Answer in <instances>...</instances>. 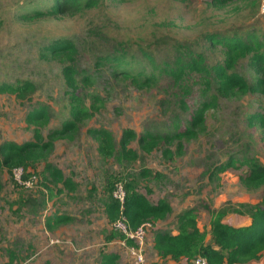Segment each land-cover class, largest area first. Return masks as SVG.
I'll list each match as a JSON object with an SVG mask.
<instances>
[{
  "label": "rangeland",
  "instance_id": "374dc122",
  "mask_svg": "<svg viewBox=\"0 0 264 264\" xmlns=\"http://www.w3.org/2000/svg\"><path fill=\"white\" fill-rule=\"evenodd\" d=\"M98 1V7L77 15L27 22L22 16L34 10H49L52 0H0V83L31 80L38 86L36 94L27 101L15 95H0V145L6 141L23 144L33 139L35 127L29 125L27 117L40 104L51 107L50 123L42 131L46 140L70 118L62 75L64 61L42 56L46 46L55 40L72 39L77 44L79 76H90L93 83L81 96L88 107L92 106L93 96H99L104 104L96 116L81 124L74 141L56 142L49 158L75 181V192H65L51 201L41 185L43 163L33 170V188L19 185L20 172L15 177L3 172L0 264L12 260L13 264H99L101 250L121 252L120 264H125L129 258L122 252L121 242L105 241L112 228L104 200L115 177L137 180L140 193L152 203L165 199L171 204V215L154 226L148 239L156 230L177 234V216L196 208L199 227L209 241L210 215L206 207L225 212L229 224L241 217L245 226L246 218L242 216L248 215L242 205L255 206L262 200L264 185L249 190L241 184L245 168L222 174L217 171L231 156L247 155L264 164V129L252 122L264 112L262 95L219 96L217 108L208 114L206 130L198 139L186 142L181 153L175 143L147 154L134 141L131 149L138 155L136 161L119 164L99 155V141L88 131L107 129L119 141L125 129H133L138 136L171 133L176 126L181 129L189 113L205 100L200 85L187 99L190 109L186 112L179 102L181 92L172 86L169 77H161L151 88L138 89L121 77H113L108 64L97 67L98 57L113 53L115 45H123L138 65L135 71L141 64L148 65L146 55L160 67L174 59V45L181 41L196 44L197 49L202 45L211 63H218L223 59L221 48L213 49L204 36L254 35L264 42V0H228L224 4L214 0ZM241 70L255 83L246 62ZM166 149L172 151L171 158L164 156ZM144 169L152 172V178L158 173L161 179L142 180L140 172ZM34 203L42 207L38 213L33 210ZM56 211L71 216L73 221L51 232L45 221ZM151 255L152 251L149 258Z\"/></svg>",
  "mask_w": 264,
  "mask_h": 264
},
{
  "label": "trees",
  "instance_id": "16d2710c",
  "mask_svg": "<svg viewBox=\"0 0 264 264\" xmlns=\"http://www.w3.org/2000/svg\"><path fill=\"white\" fill-rule=\"evenodd\" d=\"M228 0H214L217 4H224ZM99 6L98 0H52L49 10H34L22 16L27 22H37L45 18H60L65 15H77L85 10ZM0 23V28H1ZM209 45L216 49L221 48L222 61L211 63L204 47H198L190 42L177 41L175 43L174 59L156 66L155 61L149 56L148 65L141 64L140 69L134 64V58L129 55L123 45H115V51L96 63L97 67L108 64L111 74L115 78L130 82L138 89L151 88L159 83V79L167 76L173 82L182 98L179 102L184 111H189L187 99L193 94L194 87L200 85L205 100L189 113V119L183 127H175L174 131L166 134L145 133L142 136L133 129H125L118 141L113 132L107 129L89 130V135L99 141L98 152L104 160L115 159L119 164L136 161L138 155L131 149V144L138 141L140 148L147 154H152L161 146L178 144L179 152L184 149L188 141L198 139L206 130L208 114L217 108L219 96L229 97L235 93L244 95L259 94L264 96V42L259 41L254 35L248 38L243 36H224L206 34L204 38ZM46 59L63 60L62 75L66 85V94L70 105V118L64 121L58 129L48 135V140L43 136V129L50 123L51 107L40 104L28 115L27 122L35 127L33 139L19 144L16 142H3L0 145V194L5 189L2 175L6 171L12 175L15 169H23L24 180H29L33 170L44 164L41 185L49 194L51 201L58 199L65 192L73 193L77 184L72 178H67L63 171L49 162L56 142L60 140L74 141L83 122L91 120L103 107V100L93 96L92 106L88 107L81 96L83 90L92 88L90 76L80 77L77 65L78 47L72 39H58L47 45L42 55ZM246 62L247 67L253 72L256 81L252 83L241 73V65ZM146 66L153 70L149 72ZM38 86L31 80L17 81L16 83H0V95H15L21 101L31 99L37 92ZM257 122L264 129V112L256 115L252 122ZM164 156L171 158L172 151L166 149ZM245 168L240 177L241 184L249 189L256 190L264 185V164L254 157L244 155L242 158L231 156L217 171L219 174L228 170H241ZM151 171L146 169L140 172L142 180L161 179L157 173L153 177ZM117 183H122L127 193L125 215L132 229H137L145 222L154 226L166 221L172 213L171 204L161 199L152 203L145 195L140 193V184L137 180L129 178H113L111 190L104 200L105 213L112 224L120 214V205L114 200L112 193ZM62 185V188L59 186ZM114 185V186H113ZM57 188H59L57 190ZM151 193V191H149ZM29 202V201H27ZM38 203L33 204L35 213L40 211ZM245 213L252 219L249 225L236 227L226 223V213L214 211L206 207L210 215V239L199 227V210L190 208L177 216V234L167 230H156L153 234L154 250L161 258L171 257L175 262L187 260L191 262L197 256L206 258L211 264H247L258 261L264 257V194L260 204L246 207ZM239 213H242L239 211ZM73 221L69 215L59 212L47 217L45 225L48 231H54L60 226ZM105 241L125 242L127 246L132 241L116 232H110ZM121 257L117 253L101 252L99 264H119ZM13 264V260L8 263Z\"/></svg>",
  "mask_w": 264,
  "mask_h": 264
},
{
  "label": "built area",
  "instance_id": "2783aa9c",
  "mask_svg": "<svg viewBox=\"0 0 264 264\" xmlns=\"http://www.w3.org/2000/svg\"><path fill=\"white\" fill-rule=\"evenodd\" d=\"M264 8V5H263ZM20 172V176L18 177L19 185H23L27 188H33L36 182V176L32 175L29 180H24L23 169H15L13 171L14 177L17 176V173ZM112 196L114 200L120 205V214L116 221L111 224V228L113 232L121 234L125 236L126 240L132 241V245L128 246L131 256L134 259V264H145L146 262V244L147 239L149 237V233L153 229V225L151 222H145L140 225L137 229H132L129 223L127 216L125 215V204L127 201V193L125 187L122 183H117L114 187ZM124 245H127L123 242ZM187 264H211L206 258L202 256H197L191 262Z\"/></svg>",
  "mask_w": 264,
  "mask_h": 264
},
{
  "label": "crops",
  "instance_id": "0c3cea01",
  "mask_svg": "<svg viewBox=\"0 0 264 264\" xmlns=\"http://www.w3.org/2000/svg\"><path fill=\"white\" fill-rule=\"evenodd\" d=\"M244 218H246V220L244 221L245 225H249L252 222V219L248 216H242ZM240 219H237L233 224L236 227L242 226L243 225V221H241V217H239ZM226 223H228V220L226 221V219L224 220ZM60 228V227H59ZM58 229V228H57ZM150 239V240H149ZM149 239H147V244H146V262L145 264H187L189 263L187 260H181L180 262H175L171 257H167V258H161L158 253L154 250V239L153 236H151ZM112 243H116V241L111 242ZM121 250H123L122 252L126 253L127 257L129 258L125 264H134V259L133 257H131V253L129 251V247L127 245H124L123 242H121ZM104 250H101V252H103ZM151 258H149L150 254ZM110 252V251H108ZM111 253H117L120 255L121 259L119 261V264L121 263L122 259H123V255L121 252H111ZM101 254V253H100ZM129 255V256H128ZM247 264H264V257L258 261H252L250 263Z\"/></svg>",
  "mask_w": 264,
  "mask_h": 264
}]
</instances>
